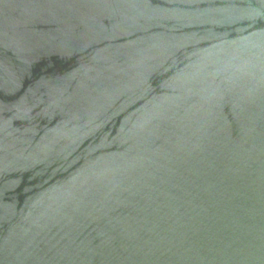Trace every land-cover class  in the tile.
Wrapping results in <instances>:
<instances>
[{"label": "water", "instance_id": "water-1", "mask_svg": "<svg viewBox=\"0 0 264 264\" xmlns=\"http://www.w3.org/2000/svg\"><path fill=\"white\" fill-rule=\"evenodd\" d=\"M0 264H264V0H0Z\"/></svg>", "mask_w": 264, "mask_h": 264}]
</instances>
